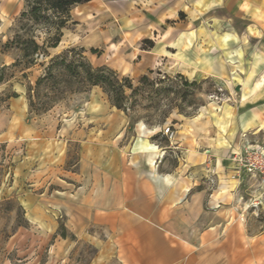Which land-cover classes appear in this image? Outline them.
<instances>
[{"label":"crops","instance_id":"obj_1","mask_svg":"<svg viewBox=\"0 0 264 264\" xmlns=\"http://www.w3.org/2000/svg\"><path fill=\"white\" fill-rule=\"evenodd\" d=\"M94 1L71 12L70 24H79L73 19L78 7L93 18L86 26L89 39L85 44L79 40L80 47L98 49L101 56L110 48L132 55L142 75L190 73L191 65L183 71L181 57L170 50L181 40L178 16L196 5L216 8L213 0ZM249 3L253 15L264 12L261 1ZM158 33L160 41L155 39ZM145 40L154 47L145 49ZM256 56L264 58V39ZM262 73L255 83L236 85L242 101L236 108L223 107L219 117L202 110L193 117L171 115L166 125L175 132L172 141L161 126L133 123L100 88L93 89L88 113L77 124L66 120L55 133L19 124L12 131V143L23 144L25 150L15 167L19 197L31 223L53 235L55 249L63 254L61 264L70 261L64 256L72 248L71 237L95 249L87 264H251L246 258L242 180L231 155L243 135L264 133ZM10 105L17 118L28 113L23 97ZM73 143L79 150L71 163ZM247 177L250 186L259 183ZM59 218L66 238L58 235Z\"/></svg>","mask_w":264,"mask_h":264},{"label":"rangeland","instance_id":"obj_2","mask_svg":"<svg viewBox=\"0 0 264 264\" xmlns=\"http://www.w3.org/2000/svg\"><path fill=\"white\" fill-rule=\"evenodd\" d=\"M217 1L213 0V6L216 8L212 10H209V6L196 5L178 16L182 26L181 31H176V34H181L179 38L181 40L176 43V49L173 48L174 44L170 49L181 57L182 61L179 64L183 71L189 69L187 64L191 65L192 69L188 70L190 73L184 76L189 79L195 77L194 79L202 85V93H193L189 96V100L192 99L200 105L185 107L190 117L196 116L201 110L202 113L219 117L223 113V107L236 108L242 101L241 93L236 92V85L246 81L255 83L261 76L260 73H264V58L256 56L260 41L264 39V33L261 32L264 27L260 26L264 23V12L262 9L255 11L254 15L249 12L250 0H224V6L221 4L217 6ZM259 1L263 3L264 8V0ZM101 2L110 4L112 1L96 0L92 4ZM25 10V0H0V75L5 67V81L0 82V99L17 93L28 105V88L35 86L44 70L40 65L26 70L23 67L13 68L12 65L20 59L21 54L18 50L5 48L6 43L18 31L21 14ZM142 13L147 14L145 10H142ZM73 16L79 24L68 25L60 46L50 50L51 56L61 54L67 48L80 47L79 40L83 39L84 43L89 39L90 33L86 26L93 21L91 14L86 15L83 7H78L74 10ZM157 35L159 33L155 35V39L160 41L161 38ZM189 35L192 36V40H189ZM171 36L173 38L170 34ZM86 56L94 67L106 65L120 73L122 77H130L135 87L139 85L143 69L138 65L139 60H132V55H121L115 48H110L104 56L92 55L87 49ZM190 59L194 63L190 62ZM47 61L48 59L44 60ZM150 77L156 78V74ZM93 93L92 89L69 95L45 114L31 113L28 105V113L18 118L17 113L11 109L10 102L13 99L3 104L0 102V264H61L63 254L55 249L53 235L43 233L31 223L28 211L20 200L19 192L22 187L17 186L15 167L25 150L23 144L12 143L14 140L12 131L24 123L36 127L39 131L49 130L53 133L60 129L66 120H73L74 124H77V119L88 113ZM212 96H218L219 100ZM106 98L108 99L107 96ZM162 103L167 104L166 101ZM151 105L149 101L142 100L135 112L127 116L133 123H144L150 129L161 126L163 131L165 127H170L166 125L167 120L178 111H172L165 119L161 112L156 111ZM166 109L163 107L162 111ZM4 133L7 136H3ZM247 139L264 149L263 132L255 136L248 132ZM78 150V144L73 143L71 163L77 160ZM239 178L242 180L241 190L244 196L243 223L246 229V258L249 260L247 262L264 264V185L257 183L254 187L250 186L251 183L244 173L240 174ZM62 223V218H59V227ZM71 238L72 248L69 254L66 252L64 256L70 260L69 262L66 260V264H87L93 257L95 249L83 241Z\"/></svg>","mask_w":264,"mask_h":264},{"label":"trees","instance_id":"obj_3","mask_svg":"<svg viewBox=\"0 0 264 264\" xmlns=\"http://www.w3.org/2000/svg\"><path fill=\"white\" fill-rule=\"evenodd\" d=\"M91 1L25 0L26 10L21 14L19 29L5 48L18 50L21 54L20 59L12 65L13 68L23 67L26 70L40 65L44 70L35 86L28 88L30 112L45 114L69 95L100 88L112 107L126 115L134 113L144 100L152 103V108L161 112L165 119L174 110L190 117L185 107L200 106L192 99L189 100L191 94L202 93V85L196 80L189 81L181 74L169 76L160 71H150L139 79V85L135 87L130 77H122L106 65L94 67L84 48L71 47L56 56L50 55V50L60 46L64 31L72 22V10ZM143 43L145 49L154 47L151 40ZM90 53L101 55L98 49H90ZM45 59L48 61L44 62ZM4 70L5 67L0 75V82L5 81ZM154 74L156 78H151L150 75ZM19 97V94L13 93L0 99V102L7 103ZM164 101L167 104L162 105ZM163 107L167 109L162 111ZM59 235L62 238L68 235L63 223L60 224Z\"/></svg>","mask_w":264,"mask_h":264},{"label":"built area","instance_id":"obj_4","mask_svg":"<svg viewBox=\"0 0 264 264\" xmlns=\"http://www.w3.org/2000/svg\"><path fill=\"white\" fill-rule=\"evenodd\" d=\"M219 92H221L220 89ZM212 98L219 100L218 96H212ZM162 133L169 141H172L175 136V132L170 127H165ZM231 161L237 175L245 173L264 185V149L257 143H250L246 134L242 136L239 148L232 153Z\"/></svg>","mask_w":264,"mask_h":264},{"label":"water","instance_id":"obj_5","mask_svg":"<svg viewBox=\"0 0 264 264\" xmlns=\"http://www.w3.org/2000/svg\"><path fill=\"white\" fill-rule=\"evenodd\" d=\"M240 90H241V89H240V87L238 86V87L236 88V92H238V93H239V92H240Z\"/></svg>","mask_w":264,"mask_h":264}]
</instances>
